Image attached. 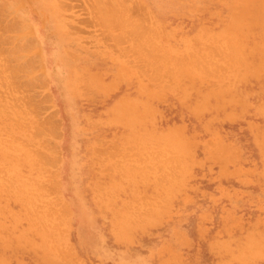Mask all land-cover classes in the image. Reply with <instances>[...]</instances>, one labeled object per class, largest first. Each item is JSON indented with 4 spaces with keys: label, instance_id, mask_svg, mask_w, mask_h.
I'll use <instances>...</instances> for the list:
<instances>
[{
    "label": "rangeland",
    "instance_id": "rangeland-1",
    "mask_svg": "<svg viewBox=\"0 0 264 264\" xmlns=\"http://www.w3.org/2000/svg\"><path fill=\"white\" fill-rule=\"evenodd\" d=\"M0 264H264V0H0Z\"/></svg>",
    "mask_w": 264,
    "mask_h": 264
},
{
    "label": "bare ground",
    "instance_id": "bare-ground-1",
    "mask_svg": "<svg viewBox=\"0 0 264 264\" xmlns=\"http://www.w3.org/2000/svg\"><path fill=\"white\" fill-rule=\"evenodd\" d=\"M140 4H141V3H140ZM141 5H143V4H141ZM140 7H142V6H140ZM146 14H147V13H146ZM142 17H144V16H142ZM140 19H141V18H140ZM145 19H146V18H145ZM142 20H143V19H142ZM147 20H148V18H147ZM139 21H140V20H139ZM140 22H142V23H139V22H138V23L141 25V24H143L145 21H144V22H143V21H140ZM148 22L150 23V20H149ZM148 22H147V23L145 22V23L148 24ZM140 25H139V26H140ZM136 26H138V25H136ZM143 26H145V25L143 24ZM146 28L148 29V26H147ZM146 28H145V29H146ZM147 37H148V36H147ZM32 38L35 40L34 37H32ZM156 60H158V59H156ZM156 60H155V62H157ZM158 61H159V60H158ZM163 61H164V60H163ZM159 62H160V61H159ZM190 62H191V61H190ZM25 64H26V63H25ZM161 66H163V64H161ZM15 67H16V66H15ZM15 67H14L12 70H14ZM24 68H25V67H24ZM24 68H23V69H24ZM161 68H162V67H160V69H161ZM154 69H155V68H154ZM156 69H158V68H156ZM156 69H155V70H156ZM10 70H11V69H10ZM10 70H9V72H10ZM158 70H159V69H158ZM14 71H16V70H14ZM160 71H162V70H160ZM17 72H18V71H17ZM17 72H16V73H17ZM11 73H12V72H11ZM156 74H157V72H156ZM22 75H23V74H22ZM10 84H11V83H10ZM23 85H24V84H23ZM20 86H22V85H20ZM23 87H25V86H23ZM13 90H14V89H12V91H13ZM21 91H22V90H21ZM22 93H24V92H22ZM11 94H12V93H11ZM14 94H15V93H14ZM14 94H12V95H14ZM16 96H19V95H16ZM20 96H22V95H20ZM20 96H19V97H20ZM12 97H13V96H12ZM15 98H16V97H15ZM17 98H18V97H17ZM20 98H22V97H20ZM20 98H19V99H20ZM14 100H15V99H14ZM16 101H18V100H16ZM15 103H16V102H15ZM13 105H14V104H13ZM16 105H17V104H16ZM17 108H19V107H17ZM25 109H26V108H25ZM13 110H14V109H13ZM26 110H27V109H26ZM34 111H35V110H34ZM15 112H16V111H15ZM16 122H17V121H16ZM45 122H46V121H45ZM45 122H44L45 125H44L43 123H42V124H43V126H46V127L48 128L49 126H48V124H46ZM39 123H40V122H39ZM53 124H54V125H53ZM53 124H52L53 127H51V128H54V127H55V123H53ZM39 125H40V124H39ZM29 126H30V125H29ZM43 126H41L40 130L43 129V128H42ZM18 127H19V126H18ZM36 127H37V126H36ZM46 127H45V129H46ZM23 128H24V127H23ZM23 128H22V130H23ZM49 129H50V128H49ZM35 130H36V129H35ZM50 130H52V129H50ZM37 131H38V132H36V133H39V129H38V128H37ZM41 131H43V130H41ZM44 131H45V130H44ZM47 131H48V130H47ZM53 132H55L54 129H53ZM41 133H42V132H41ZM51 133H52V132H51ZM53 135H54V133H53ZM12 136H14V135H12ZM51 148H52V147H51ZM50 152H52V151H50ZM38 155H40V154H38ZM44 155H45V154L43 153L42 156H44ZM48 155H49V154H48ZM52 155H53V154H52ZM40 156H41V155H40ZM40 156H37V157L40 158ZM49 157H50V155L48 156V159H50ZM54 157H55V156H54ZM42 158H45V156L42 157ZM40 159H41V158H40ZM45 159H47V158H45ZM48 159H47V161H44V162H47V163H48V162H49ZM52 159H53V157H52ZM42 160H43V159H42ZM51 162H52V160H51ZM51 162H49V163H51ZM54 162H55V161H54ZM52 163H53V162H52Z\"/></svg>",
    "mask_w": 264,
    "mask_h": 264
}]
</instances>
